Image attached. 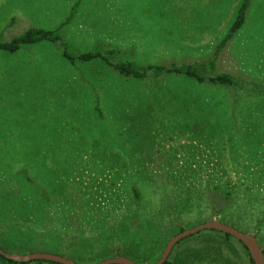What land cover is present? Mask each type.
<instances>
[{
  "label": "rangeland",
  "instance_id": "rangeland-1",
  "mask_svg": "<svg viewBox=\"0 0 264 264\" xmlns=\"http://www.w3.org/2000/svg\"><path fill=\"white\" fill-rule=\"evenodd\" d=\"M242 1L0 0L3 42L30 28L55 30L69 21L60 43L0 52V151L19 154L22 150L12 149L17 143L26 161L37 162L35 191H44L43 179L53 186L54 173L65 194L48 200L27 196L39 204L36 224L9 214L0 234L7 238L10 227L19 229L22 239L35 240L39 249L22 253L3 245L7 253L49 249L71 259L70 252L77 251L81 258L71 259L77 264H98L124 257L119 251L137 240L142 249L151 240L160 246L157 253L164 246L162 257L181 228L220 221L214 208L231 202L247 207L243 233L264 250L259 241L264 237V93L258 88L264 85V0L252 1L244 27L217 57L218 73L240 79L233 88L175 75L126 78L102 61L70 64L66 57L103 46L124 53L115 61L141 66L204 62L215 55ZM17 175L12 169L5 178L20 196ZM134 187L143 192L139 203L129 196ZM216 187L228 188L227 204L211 197ZM202 193L207 208L180 212L177 205ZM119 222L131 231L124 233ZM102 225L121 230L108 237ZM136 255L141 264L156 261Z\"/></svg>",
  "mask_w": 264,
  "mask_h": 264
},
{
  "label": "trees",
  "instance_id": "trees-1",
  "mask_svg": "<svg viewBox=\"0 0 264 264\" xmlns=\"http://www.w3.org/2000/svg\"><path fill=\"white\" fill-rule=\"evenodd\" d=\"M253 0H243L236 15L235 22L229 29L228 33L225 35L223 40L218 44L216 48L215 55L210 58V60H206L204 62H194L192 64H182V65H170V66H164V65H148V66H141L135 61H127L122 62V60L115 61V57L119 55V58L124 53L115 49L111 48H105L103 46H100L96 48L95 50H92L91 52H86L83 54H78L74 57H69L66 54V57L69 59L67 60L70 64H75L76 61L81 62H93V61H102L106 63L110 68H112L114 71L119 73L120 75L126 77V78H135V79H147V78H155L159 79L164 76H181V77H187L189 79H192L200 84H210L214 87L219 88H233L239 85L241 82L239 78L235 77L232 74L228 73H218L216 71V60L217 57L221 54V52L227 47L229 42L233 40V38L237 35L238 32L242 30V28L245 25L246 19H247V13L250 9L251 3ZM69 21H66L60 25V28H57L55 30H45L41 28H30L20 36H17L13 38L9 42H3L0 41V52L9 53V54H16L20 52L22 49L26 47H31L43 42H53V43H60L63 41L60 31L68 24ZM259 90L261 89V92L264 93V85L258 87ZM96 110L99 113V116L102 117V110L100 107V100L96 101ZM14 147L22 150L19 154L14 153H2L0 151V227H3L2 224L8 221L9 214H13V216L20 217L24 220V222H30V223H37V218L35 213L37 214V211L39 210V204L36 202L31 203V201H28L27 197L28 195H36V198H43L48 200L50 195H54L56 197L58 196H64L65 194L62 192L63 190H60L62 187L61 185L55 184L57 183L55 181L54 173L51 174L54 185L52 186L47 180H44V191L36 192V180L34 178V174H38V169L36 168L37 162H29L26 161L23 157L24 149L19 146L17 143L13 144L12 149ZM8 156V161L5 162L3 159H5ZM15 161L21 162L20 165H16ZM21 166V167H20ZM16 169L18 172L16 185L19 186V191H21L22 195L18 196L13 189H11L8 185H6V178L5 176L8 175V173L12 170ZM38 176H40L38 174ZM34 178V179H33ZM33 179V180H32ZM50 183V184H49ZM52 186V187H51ZM55 187V188H53ZM210 192L211 197L215 199V202L221 201V202H227L230 200V193L228 188L222 189L220 187H216L215 189H212ZM27 194V195H26ZM129 196L133 201H137L138 203L142 201L143 192L141 189H138L134 187L130 192ZM134 198H133V197ZM218 198V199H217ZM224 198V199H223ZM193 199H195L193 201ZM206 200L204 198V195L202 193V197L198 198H191L187 197L181 204L177 205L181 209L180 212H192L195 209L201 210V208H207L205 205ZM33 204V205H32ZM227 204V203H226ZM12 208V211L9 210ZM246 209L247 207L240 205L239 203H230L227 207L225 205H220L219 207L214 208V215L215 217H220V221L226 225L232 226L236 228L237 230L243 232L248 231L245 225H247V216H246ZM207 210V209H206ZM9 213H8V212ZM13 212V213H12ZM128 217V216H127ZM109 218V217H108ZM129 218V217H128ZM107 221V219H106ZM122 221V220H121ZM120 223V222H119ZM120 226L123 227V231L130 232L131 228H127L124 223H120ZM198 226V225H197ZM196 227V226H195ZM107 229L108 234L106 235L107 231L104 233L105 236H113L116 237L118 233L120 232L121 228L118 226L114 228H108L105 227V225H102V230ZM109 229V230H108ZM10 236L7 238H4V233L0 234V247L4 249L6 252H10L9 250H6L3 245H8L10 247H18L21 249L22 253L25 252H34L39 249L37 244L33 243H26L28 240L22 239V236L19 235L21 232L19 229L10 227L8 230ZM185 229H180V233L184 232ZM16 233V234H15ZM31 233H34L31 230ZM248 233V232H247ZM139 234V233H138ZM104 236V237H105ZM107 237V238H108ZM197 239L196 243L191 244L193 239ZM135 240V239H134ZM262 247L264 243V237L260 236L259 239ZM238 243L241 245L242 249L246 251L248 261L250 264H255L252 260L248 249L239 241L234 239L232 236L224 234L222 232L214 231V230H208L203 231L201 233H198L195 236H191L189 238H186L182 241H180L177 245L179 249L176 250L172 254V261L168 260L165 264H245L242 259V255L238 246ZM164 247V246H163ZM161 246V250L163 248ZM160 246L154 245L151 243V240L146 243V246L142 249L141 241L137 240L135 241V245L133 248L122 251L120 250L119 253L122 255L124 253V257L129 258L134 257V259L137 260V252H139V255L142 256L140 259H147L149 258L152 262L154 260H160V256L157 253L156 250H158ZM264 252V250H263ZM48 253H50V250L48 249ZM53 253H59V251H54ZM71 253V259L81 258V254L77 251H72ZM60 254V253H59ZM92 253H89L87 256H89ZM100 256V259H104L103 255H109V254H102V253H94L92 254ZM152 258V259H151ZM75 260V261H76ZM138 261V260H137ZM156 261L153 262V264L156 263ZM136 262V261H134ZM45 261H35L32 263H17L12 260L6 259L3 256L0 255V264H43ZM136 263L141 264L142 261H138Z\"/></svg>",
  "mask_w": 264,
  "mask_h": 264
},
{
  "label": "water",
  "instance_id": "water-1",
  "mask_svg": "<svg viewBox=\"0 0 264 264\" xmlns=\"http://www.w3.org/2000/svg\"><path fill=\"white\" fill-rule=\"evenodd\" d=\"M208 230H214L232 236L234 239L241 242L248 249V252L255 264H264V253L257 239L254 236L243 233L237 230L236 228L226 225L217 220L201 224L189 230H185L184 232L173 237L167 244L166 248L164 249L162 257L157 264H165L168 261L170 255L172 254L174 248L178 245L180 241L189 238L191 236H194L200 232L208 231ZM0 255L6 259L12 260L17 263L45 261L56 264H77L75 261L71 259H67L49 253H32L29 255H17V254L7 253L2 248H0ZM98 264H137V263L125 257H118L114 259L105 260Z\"/></svg>",
  "mask_w": 264,
  "mask_h": 264
}]
</instances>
